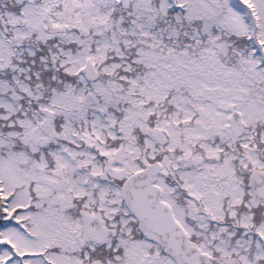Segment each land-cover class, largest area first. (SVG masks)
I'll list each match as a JSON object with an SVG mask.
<instances>
[{
    "label": "snow or ice",
    "instance_id": "snow-or-ice-1",
    "mask_svg": "<svg viewBox=\"0 0 264 264\" xmlns=\"http://www.w3.org/2000/svg\"><path fill=\"white\" fill-rule=\"evenodd\" d=\"M0 264H264V0H0Z\"/></svg>",
    "mask_w": 264,
    "mask_h": 264
}]
</instances>
